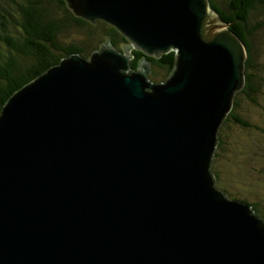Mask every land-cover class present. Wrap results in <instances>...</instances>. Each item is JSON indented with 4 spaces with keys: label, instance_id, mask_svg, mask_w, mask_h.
Listing matches in <instances>:
<instances>
[{
    "label": "water",
    "instance_id": "obj_1",
    "mask_svg": "<svg viewBox=\"0 0 264 264\" xmlns=\"http://www.w3.org/2000/svg\"><path fill=\"white\" fill-rule=\"evenodd\" d=\"M65 1L131 44L72 54L6 102L0 264H264V219L211 171L241 37L209 0ZM172 51L156 82L148 56Z\"/></svg>",
    "mask_w": 264,
    "mask_h": 264
},
{
    "label": "trees",
    "instance_id": "obj_2",
    "mask_svg": "<svg viewBox=\"0 0 264 264\" xmlns=\"http://www.w3.org/2000/svg\"><path fill=\"white\" fill-rule=\"evenodd\" d=\"M209 3L229 24V29L241 37L247 48L245 84L237 91L233 108L221 124L219 144L214 155L215 164L226 155L234 128L238 129V135L243 134L245 137H249V131L254 128L260 131V138L256 136L252 147L264 156V125L253 122L252 117L242 111L248 102L250 105H262L264 0H209ZM107 42L121 50L124 45L131 44L111 23L97 20L94 24L77 16L65 0H0V114L17 90L48 68L72 54L89 58L94 50L101 49ZM132 53L131 63L136 69L144 52L132 48ZM148 57L153 64L150 74L152 79L164 81L173 68L174 52L164 53L160 58ZM212 171L217 179L221 178L222 172L215 166ZM240 199L250 203L264 219L260 201Z\"/></svg>",
    "mask_w": 264,
    "mask_h": 264
},
{
    "label": "rangeland",
    "instance_id": "obj_3",
    "mask_svg": "<svg viewBox=\"0 0 264 264\" xmlns=\"http://www.w3.org/2000/svg\"><path fill=\"white\" fill-rule=\"evenodd\" d=\"M260 101L262 105H250L248 102L246 108L242 106V111L249 114L253 122L264 125V94L261 95ZM237 132L238 129L234 128L230 134V144L223 160L215 164L213 158L212 167L215 166L218 171L222 172L221 178L217 179L215 184L229 197L260 201L259 206L264 212V156L252 147L257 140L256 136L260 138L258 135L260 131L252 129L249 131V137L243 134L238 135Z\"/></svg>",
    "mask_w": 264,
    "mask_h": 264
},
{
    "label": "clouds",
    "instance_id": "obj_4",
    "mask_svg": "<svg viewBox=\"0 0 264 264\" xmlns=\"http://www.w3.org/2000/svg\"><path fill=\"white\" fill-rule=\"evenodd\" d=\"M129 42H130V41H129ZM130 43H131V42H130ZM96 50H97V49H96ZM96 50H94V51H96ZM98 50H100V49H98ZM94 51H93V52H94ZM93 52H92V53H93ZM82 56H83V55H82ZM84 57H85V56H84Z\"/></svg>",
    "mask_w": 264,
    "mask_h": 264
}]
</instances>
